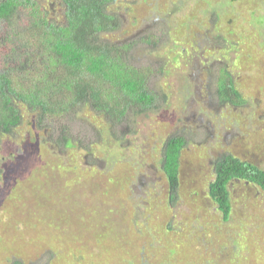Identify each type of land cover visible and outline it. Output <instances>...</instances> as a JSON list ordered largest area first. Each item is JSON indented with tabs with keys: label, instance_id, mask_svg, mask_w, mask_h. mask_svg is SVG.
Masks as SVG:
<instances>
[{
	"label": "rangeland",
	"instance_id": "374dc122",
	"mask_svg": "<svg viewBox=\"0 0 264 264\" xmlns=\"http://www.w3.org/2000/svg\"><path fill=\"white\" fill-rule=\"evenodd\" d=\"M37 1L57 17V0ZM122 1L111 6L121 20L119 30L103 37L121 46L154 34V51L141 43L132 54L143 71H150V85L168 103L118 125L121 132L134 124L133 133L99 145L91 151L93 157L79 152L92 134L84 130L83 117L48 121L52 133L43 139L42 133H34L32 115L23 111L30 121L24 117L16 131L0 138V264H264V192L231 182L227 222L206 195L219 154L232 153L264 169L263 51L236 46L219 52L218 59L206 55L212 47L200 45L204 35L215 40L220 33L213 26L206 31L197 27L203 19L208 22V10L226 8L228 0ZM176 2L178 12L172 8ZM253 2L245 6L252 11L241 22L247 19V35L259 41L258 36L264 39V0ZM183 23L187 25L180 30ZM9 28L14 26L0 24V70L13 58L5 41ZM167 35L175 36L177 48L174 40L167 43ZM238 35L229 28L223 36L233 40ZM179 49L187 51L184 60ZM174 58L177 66L171 65ZM167 61L170 71L161 77L157 65ZM208 65L213 77L205 91L207 77L201 69ZM221 68L236 79L246 107L217 106L214 85ZM63 133L78 143L59 153L55 142ZM173 133L193 141L181 154L174 205L160 172L163 145Z\"/></svg>",
	"mask_w": 264,
	"mask_h": 264
},
{
	"label": "trees",
	"instance_id": "16d2710c",
	"mask_svg": "<svg viewBox=\"0 0 264 264\" xmlns=\"http://www.w3.org/2000/svg\"><path fill=\"white\" fill-rule=\"evenodd\" d=\"M128 1L131 3L134 0L122 2ZM253 1L228 0V7L208 10L211 17L208 22L201 20L198 26L202 28L197 29L205 30L206 27V30H210L213 26V30L219 32L221 37L215 40L211 35L202 37L200 45L212 47L211 52H206L208 57L218 59L219 52L226 54V50L231 52L236 46L244 49L248 47L250 53L258 46L264 54V45L259 42L264 39L258 36L257 41L248 36L245 28L247 19L241 22V17L245 15L247 18L252 11H247L245 6H253ZM114 2L121 3V0H57L59 13L56 17L49 14L37 0H0V24L14 26L5 32L7 50L13 58L11 63L0 70V138L11 135L21 125L22 119L28 118L23 111L32 115L34 133L39 131L43 139H48L46 135L51 136L52 133L48 121L59 117H68L69 120L70 115L78 114L84 118V130L87 128L92 133L86 142L88 145L79 149V152H86L87 156L93 157L91 151H96L99 145L103 148L106 144L123 140V132L133 133L134 124L122 127L121 132L117 131L118 125L128 124L137 116L158 111L162 106L165 109L168 97L162 91L159 94L152 88L149 83L150 71H143L132 54L135 46L141 43L154 51L158 41L154 42V34L142 36L140 43L137 40L122 41L121 46L110 39H104V35L110 37L119 30L121 24L111 9ZM233 3L241 5L237 7ZM143 4L148 2L145 0ZM172 8L178 12L181 7L176 2ZM219 9L222 11L219 12ZM131 12L132 9L129 14ZM192 19L191 15L185 23H190ZM185 23L180 25V30L187 25ZM229 28L239 34L233 40L223 36ZM195 35L196 31L193 30L194 38ZM174 38V35H167L165 39L167 43L174 40L173 47L177 48V39ZM220 40L223 44H220ZM180 42L184 44L182 40ZM164 45L162 49H165ZM224 46L229 47L220 49ZM169 52L165 51L167 58L170 57ZM179 52L181 60H184L187 51ZM176 58L171 65L177 66L179 62ZM211 66L201 69L207 77L205 91L212 82ZM169 71L168 61L157 65V73L161 77H165ZM219 72L214 85L217 106L238 109L246 107L248 100L238 89L236 79L225 68ZM59 137L55 142L59 153L77 147L78 142H73L68 135L63 133ZM191 143L193 141L184 135L173 133L163 145L160 172L172 201L179 186L181 154ZM101 150L98 152L100 155ZM212 171L213 177L208 183L206 195L223 222L228 221L232 212L229 192L231 182L245 183L264 192V169L232 153L219 154L213 162Z\"/></svg>",
	"mask_w": 264,
	"mask_h": 264
},
{
	"label": "flooded vegetation",
	"instance_id": "af4514ba",
	"mask_svg": "<svg viewBox=\"0 0 264 264\" xmlns=\"http://www.w3.org/2000/svg\"><path fill=\"white\" fill-rule=\"evenodd\" d=\"M120 145H121V147L123 146V142H120ZM139 168H140V166H139ZM166 188H167V185H166ZM169 192H168V190H167V197L169 198V201L170 202H174V203H176V197H177V195H174V199H173V201H172V199H171V196H169ZM172 205H174V204H172Z\"/></svg>",
	"mask_w": 264,
	"mask_h": 264
}]
</instances>
